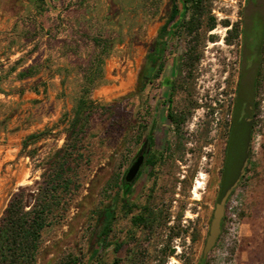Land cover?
<instances>
[{"label": "rangeland", "instance_id": "1", "mask_svg": "<svg viewBox=\"0 0 264 264\" xmlns=\"http://www.w3.org/2000/svg\"><path fill=\"white\" fill-rule=\"evenodd\" d=\"M202 1L198 31L189 33L184 0H0V208L43 184L78 100L94 102L37 264H264V94L246 174L202 258L238 81L227 38L244 0ZM174 2L179 14L157 58ZM140 153L154 163L127 184ZM142 212L155 219L134 224ZM109 214L105 236L99 224Z\"/></svg>", "mask_w": 264, "mask_h": 264}, {"label": "trees", "instance_id": "2", "mask_svg": "<svg viewBox=\"0 0 264 264\" xmlns=\"http://www.w3.org/2000/svg\"><path fill=\"white\" fill-rule=\"evenodd\" d=\"M202 3V0H184L186 9L191 12L189 19L184 21V26L188 29L189 33L198 31L203 16ZM178 14V3L174 2L170 18L163 26L157 39V58L163 54L164 47L167 45V40L162 39V33L164 32L168 37H171L173 31L168 26L175 20ZM214 27L215 20L212 19L209 23V28L212 29ZM227 40L228 42H232V32H230ZM192 54H194V48L188 52L189 61L193 59ZM195 58L197 59L198 57L196 56ZM154 69L153 64L151 74ZM26 72L24 71L22 73L23 76L26 75ZM149 75L150 73L143 79L142 86L146 84ZM93 108L94 102L90 99L81 97L78 100L74 111V118L67 129V144L53 156L55 160L52 161V173L44 177L43 184H41V181L38 182L37 188L33 193H26L24 190H19L9 200L0 218V264H37L38 253L41 248L42 232L49 224L55 208L61 202L59 193L61 195L62 190H69L73 183L69 172L72 169L71 162L74 159L78 143L82 139V134L85 132L84 130L89 122L90 113ZM168 118L172 123L178 124L179 115L170 109L168 111ZM230 127L231 121L228 123V135L231 130ZM30 138H34V136ZM146 143L148 146L154 143V138L151 133L147 135ZM146 163L150 165L154 161L148 158ZM112 218L113 215L109 214L106 218L104 217L100 220V234L107 235L110 230ZM150 218L151 216L145 215V212H142L133 217V222L137 225H146L149 221L155 219V217L152 220ZM102 244L103 239L100 240L99 247ZM60 264L82 263L77 258H69L63 260Z\"/></svg>", "mask_w": 264, "mask_h": 264}, {"label": "flooded vegetation", "instance_id": "3", "mask_svg": "<svg viewBox=\"0 0 264 264\" xmlns=\"http://www.w3.org/2000/svg\"><path fill=\"white\" fill-rule=\"evenodd\" d=\"M237 15L238 17L231 25V32L232 44L237 47L238 81L233 103L230 127L231 130L227 139L225 160L221 172V182L224 175L223 170L226 166L230 144L232 150L236 151L238 146L240 147L242 145L241 143L244 140L245 132L248 129L251 130L248 159L249 164L255 127L258 121V116L260 115V96L264 94V0H244L242 7L237 11ZM247 167L241 180L246 174ZM221 182L219 185V192L215 205L220 195ZM225 214L222 220L221 234L224 231ZM209 230L210 224L206 234L205 242L209 234ZM216 244L213 246V248L216 246ZM212 249L209 251V253L212 251Z\"/></svg>", "mask_w": 264, "mask_h": 264}, {"label": "water", "instance_id": "4", "mask_svg": "<svg viewBox=\"0 0 264 264\" xmlns=\"http://www.w3.org/2000/svg\"><path fill=\"white\" fill-rule=\"evenodd\" d=\"M250 133H251L250 129H248L245 132L244 140L241 143L242 145L240 147L238 146V149H236V151L232 150L231 144L228 149V157L221 183V191L217 203L215 205L213 217L210 223L209 234L207 236L203 248V258L207 256L209 251L216 244L217 239L221 234V226L225 214L226 202L232 191L239 184L243 174L245 173V169L247 167L248 159H249ZM145 161H146L145 153H140L135 158V160L130 165L124 177L125 182L127 184L132 183L137 178ZM6 207H7V200H5L4 204L0 208V216L3 214V211L5 210Z\"/></svg>", "mask_w": 264, "mask_h": 264}, {"label": "bare ground", "instance_id": "5", "mask_svg": "<svg viewBox=\"0 0 264 264\" xmlns=\"http://www.w3.org/2000/svg\"><path fill=\"white\" fill-rule=\"evenodd\" d=\"M200 184H201L200 180L196 181V183H195L196 189L200 188Z\"/></svg>", "mask_w": 264, "mask_h": 264}]
</instances>
